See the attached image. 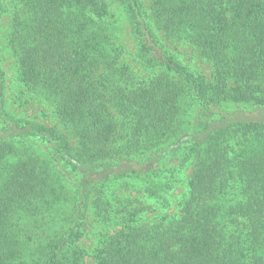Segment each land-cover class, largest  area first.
<instances>
[{
  "label": "trees",
  "instance_id": "16d2710c",
  "mask_svg": "<svg viewBox=\"0 0 264 264\" xmlns=\"http://www.w3.org/2000/svg\"><path fill=\"white\" fill-rule=\"evenodd\" d=\"M0 264H264V0H0Z\"/></svg>",
  "mask_w": 264,
  "mask_h": 264
},
{
  "label": "rangeland",
  "instance_id": "374dc122",
  "mask_svg": "<svg viewBox=\"0 0 264 264\" xmlns=\"http://www.w3.org/2000/svg\"><path fill=\"white\" fill-rule=\"evenodd\" d=\"M144 4L146 5V1H144ZM112 10L117 14V17L121 18L119 11L117 10L116 5L113 3L112 4ZM120 36H121V41L123 43H126L128 46V50H131L133 48L132 43H131V39L129 36V29H127L126 23L124 20H122L121 22V28H120ZM174 49L177 56L182 60L183 63L188 64L191 69L199 71L201 73H203L206 77H211V65L208 61H205L203 58L199 57L197 55V51H195L190 44L184 42V41H176L174 42ZM3 65L7 71V75L9 77V81H8V86L10 83V80L12 78L13 75V70H12V57L10 54L5 55L4 56V60H3ZM9 88V92H12V88ZM30 108H28V112H30ZM189 174V168L185 169L182 171V173L179 174V178L182 179L187 177ZM184 181L182 179V181H179L176 183V188L173 190L172 195L176 196L178 194L179 191H181L182 185H183ZM174 201H173V205L172 207L169 209L171 210L172 208H174L177 204V197H173ZM148 218H150L152 215H147ZM101 225L94 223L91 228H89L87 230V233L85 234V236H83L81 238V241L84 245L88 246L91 245L95 239H96V233L98 232L99 229H101ZM110 229H113L112 226H110Z\"/></svg>",
  "mask_w": 264,
  "mask_h": 264
}]
</instances>
